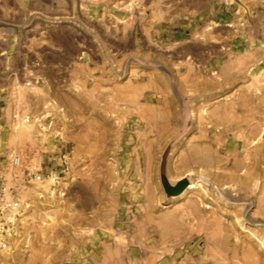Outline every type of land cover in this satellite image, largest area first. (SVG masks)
Returning <instances> with one entry per match:
<instances>
[{"label": "rangeland", "instance_id": "374dc122", "mask_svg": "<svg viewBox=\"0 0 264 264\" xmlns=\"http://www.w3.org/2000/svg\"><path fill=\"white\" fill-rule=\"evenodd\" d=\"M12 195L0 264H264V0H0Z\"/></svg>", "mask_w": 264, "mask_h": 264}, {"label": "built area", "instance_id": "2783aa9c", "mask_svg": "<svg viewBox=\"0 0 264 264\" xmlns=\"http://www.w3.org/2000/svg\"><path fill=\"white\" fill-rule=\"evenodd\" d=\"M53 118L47 119L46 121H37V125L40 129L49 132L53 129ZM11 162L15 166L23 167V160L21 156L15 155L12 157ZM22 174L26 182L32 180H43L44 177L40 171L31 172L27 167H23ZM21 202L15 195L9 198H0V214L4 215L0 219V247L1 248H12V246H24L29 240V235L21 236L17 232V219L21 209Z\"/></svg>", "mask_w": 264, "mask_h": 264}, {"label": "bare ground", "instance_id": "6f19581e", "mask_svg": "<svg viewBox=\"0 0 264 264\" xmlns=\"http://www.w3.org/2000/svg\"><path fill=\"white\" fill-rule=\"evenodd\" d=\"M186 114V120H188V118H189V115L187 116V113H185ZM190 123V122H189ZM39 134H41V135H43V133H39ZM260 148V147H259ZM254 154V153H253ZM247 159H248V157H247ZM252 160V159H251ZM250 161V160H249ZM251 162V161H250ZM257 176V175H256ZM190 177V176H189ZM203 180H205L204 178H202ZM202 179H201V181H202ZM51 180H53V178H51ZM188 184H187V187H186V189L185 190H182L181 192H180V194H176V196L178 197V196H180L181 194L183 195V193L185 192V191H187V190H189V189H192V188H195L196 186H198L199 184H200V180H198V181H196V180H193V179H190V178H188ZM173 183V182H172ZM186 186V185H185ZM230 189L231 190H233V191H236L234 188H232V187H230ZM223 192V191H222ZM225 192V191H224ZM228 192V191H227ZM248 201V200H247ZM239 202V201H238ZM242 202V201H241Z\"/></svg>", "mask_w": 264, "mask_h": 264}, {"label": "water", "instance_id": "95a60500", "mask_svg": "<svg viewBox=\"0 0 264 264\" xmlns=\"http://www.w3.org/2000/svg\"><path fill=\"white\" fill-rule=\"evenodd\" d=\"M182 182H180L181 184H180V186H183V185H185L187 182H186V180H181ZM179 191V190H178ZM177 191V192H178Z\"/></svg>", "mask_w": 264, "mask_h": 264}]
</instances>
